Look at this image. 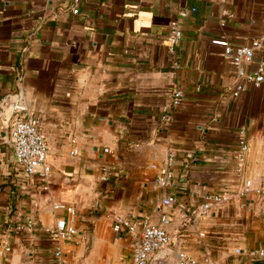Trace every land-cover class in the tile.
<instances>
[{"label": "crops", "instance_id": "0c3cea01", "mask_svg": "<svg viewBox=\"0 0 264 264\" xmlns=\"http://www.w3.org/2000/svg\"><path fill=\"white\" fill-rule=\"evenodd\" d=\"M223 11L233 18L221 28ZM174 18L182 39L172 53ZM259 38L264 0H81L75 14L69 0H0V131L9 133L19 100L40 123L51 169L46 182L24 176L0 142V264H55L44 229L67 218L58 205L78 212L63 247L69 264H127L133 239L116 237L112 218L157 224L167 196L172 244L156 264H176L179 252L196 264H264L250 257L264 250V197H236L245 179L264 180V84L233 97V66L211 43ZM261 62L264 41L246 72ZM176 85L184 98L166 127L160 112ZM241 132L249 152L237 173ZM169 150L174 182L163 190L155 168ZM102 164L115 168L106 185ZM226 191L228 203L199 214L206 194ZM28 220L38 226L31 236L14 230Z\"/></svg>", "mask_w": 264, "mask_h": 264}, {"label": "built area", "instance_id": "2783aa9c", "mask_svg": "<svg viewBox=\"0 0 264 264\" xmlns=\"http://www.w3.org/2000/svg\"><path fill=\"white\" fill-rule=\"evenodd\" d=\"M58 2L60 0H57ZM72 3V12H77V7L81 0H69ZM186 11L181 9V12ZM192 11H194L192 9ZM222 21L219 26L225 27V21L232 19L233 15L229 12H222ZM182 39V31L176 18L170 21L167 42L170 51L174 53V49L179 45ZM263 39L259 38L251 41L247 46L232 45L226 39L212 40L213 45L223 48V57L230 61L237 83L232 92L233 97H237L245 86L250 84L254 88H259L264 84V62L258 64L253 73L248 74L245 66L250 64L254 58L255 51L261 49ZM177 69L178 66L175 65ZM184 98V94L179 86H174L169 96V103L165 105L160 112V122L166 127L170 126L173 120V111L180 105ZM14 115V122L7 135H2L0 131V142L5 143L12 148L13 162L15 167L22 174L29 178H36L41 182H46L51 176V169L47 163L48 148L43 133L40 130L38 119L26 114L25 108L17 100L11 108ZM242 134L244 132H241ZM75 144V142H72ZM249 152V145L244 134L238 141L236 150L234 151V160L236 163L237 173H241L245 168L246 158ZM70 154L77 155V151L73 149ZM174 151L169 150L166 155L165 162L162 166L155 168L157 171L156 184L160 189L167 190L174 182ZM98 183L106 185L114 177L115 168L110 164H102L99 167ZM264 197V180L254 182L245 179L236 197L246 199L248 196ZM230 192H220L206 194L202 203L198 207V212L204 215L215 208H219L223 204L228 203L232 198ZM176 204L173 196H167L161 200L159 222L153 224L150 218H144L139 222H131L122 216L116 215L112 218V232L116 237L128 235L132 237L131 261L127 264H156V256L166 250L171 249L172 238L166 227L170 223V216L165 210ZM57 210H63L67 214V218H56L51 224L44 229L46 238L52 244L51 255L55 264H69L66 257L64 246L73 243L78 234L76 228V220L78 212L73 206H56ZM21 234L30 235L38 230L37 224L28 220L24 224H18L14 229ZM5 251H9L5 248ZM250 257L263 258L264 250H258L250 253ZM125 264V263H124ZM176 264H196L191 257L184 252L177 254Z\"/></svg>", "mask_w": 264, "mask_h": 264}, {"label": "water", "instance_id": "95a60500", "mask_svg": "<svg viewBox=\"0 0 264 264\" xmlns=\"http://www.w3.org/2000/svg\"><path fill=\"white\" fill-rule=\"evenodd\" d=\"M169 254H170V249H169V250H166V251H164V252L159 253V254L156 256V258L159 259V258L167 257Z\"/></svg>", "mask_w": 264, "mask_h": 264}]
</instances>
